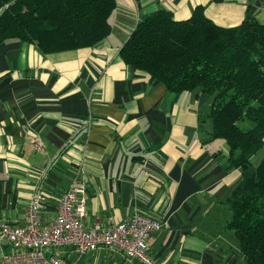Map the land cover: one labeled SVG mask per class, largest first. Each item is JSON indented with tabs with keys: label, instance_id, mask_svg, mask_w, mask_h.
Returning <instances> with one entry per match:
<instances>
[{
	"label": "crops",
	"instance_id": "1",
	"mask_svg": "<svg viewBox=\"0 0 264 264\" xmlns=\"http://www.w3.org/2000/svg\"><path fill=\"white\" fill-rule=\"evenodd\" d=\"M198 5L220 26L238 25L246 10L264 22V0H116L109 35L91 47L44 53L28 41L0 43L1 220L23 223L44 170L37 191L46 200L39 213L50 222L82 163L86 224L140 212L161 222L146 241L155 262L241 263L226 202L241 171L226 169L225 142L210 138V95L169 92L119 55L145 14L165 8L184 20ZM12 251L0 242V258ZM56 252L69 262L78 257L71 246ZM81 262L142 264L106 247L87 251Z\"/></svg>",
	"mask_w": 264,
	"mask_h": 264
},
{
	"label": "trees",
	"instance_id": "2",
	"mask_svg": "<svg viewBox=\"0 0 264 264\" xmlns=\"http://www.w3.org/2000/svg\"><path fill=\"white\" fill-rule=\"evenodd\" d=\"M115 7L116 0H0V43L28 41L44 53L91 47L109 35ZM119 55L169 92L210 95V138L225 142L226 169L241 171L226 201L227 227L244 264H264V22L246 10L241 23L224 27L201 5L184 20L158 8L137 22Z\"/></svg>",
	"mask_w": 264,
	"mask_h": 264
},
{
	"label": "built area",
	"instance_id": "3",
	"mask_svg": "<svg viewBox=\"0 0 264 264\" xmlns=\"http://www.w3.org/2000/svg\"><path fill=\"white\" fill-rule=\"evenodd\" d=\"M32 146L37 151L43 150L39 139H33ZM81 164L59 198L55 216L50 222L44 223L39 213L46 200L45 193L37 191L44 170L40 171L32 186L33 193L26 203L23 223L10 225L0 219V242L6 241L15 249L3 252L0 264H84L81 258L87 251L98 247L118 250L142 264H162L154 261L146 243L151 233L160 228V220L134 212L125 220H111L106 225L85 223L88 194ZM63 246L73 247L77 259L69 262L60 257L56 249Z\"/></svg>",
	"mask_w": 264,
	"mask_h": 264
},
{
	"label": "rangeland",
	"instance_id": "4",
	"mask_svg": "<svg viewBox=\"0 0 264 264\" xmlns=\"http://www.w3.org/2000/svg\"><path fill=\"white\" fill-rule=\"evenodd\" d=\"M260 158H261V154L254 155L253 156V161L257 163L260 160ZM240 264H244L243 260L241 261Z\"/></svg>",
	"mask_w": 264,
	"mask_h": 264
}]
</instances>
